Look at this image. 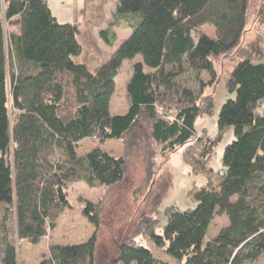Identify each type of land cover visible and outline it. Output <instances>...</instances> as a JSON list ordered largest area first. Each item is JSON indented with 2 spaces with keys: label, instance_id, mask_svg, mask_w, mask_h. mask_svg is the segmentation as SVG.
I'll use <instances>...</instances> for the list:
<instances>
[{
  "label": "trees",
  "instance_id": "trees-1",
  "mask_svg": "<svg viewBox=\"0 0 264 264\" xmlns=\"http://www.w3.org/2000/svg\"><path fill=\"white\" fill-rule=\"evenodd\" d=\"M250 1L118 0L113 19L137 13L140 23L95 67L82 55L80 23L59 22L48 0H0V264H22V240L36 245L55 230L72 207V184H119L134 152L143 155L154 188L142 224L168 258L138 241L141 231L121 241L113 263L246 264L264 254V49L237 55L216 135L196 127L215 111V97L206 95L217 78L215 60L240 49ZM258 16L264 19V6ZM110 27L98 34L113 47L118 36ZM138 55L125 86L127 111L112 114L122 64ZM230 130L221 169H207V183L188 192L196 207H167L162 233L149 228L173 186L171 174L155 177L157 151L188 146L185 162L201 169L200 160L215 154ZM85 139L98 142L78 154ZM107 139L121 140L122 156L103 149ZM83 200L93 234L77 244H51L38 264H96L101 203ZM219 215L228 223L206 240Z\"/></svg>",
  "mask_w": 264,
  "mask_h": 264
},
{
  "label": "rangeland",
  "instance_id": "rangeland-1",
  "mask_svg": "<svg viewBox=\"0 0 264 264\" xmlns=\"http://www.w3.org/2000/svg\"><path fill=\"white\" fill-rule=\"evenodd\" d=\"M70 4L75 6V10L81 15V34L78 39L83 45L82 55L90 65L99 66L102 62L109 60L113 52L131 35L134 25H138L139 15L137 13L124 15L120 18H114L116 11V2L118 0H67ZM101 3V4H100ZM95 10L96 14L93 16L95 6H99ZM250 11L248 13V22L243 34V40L239 46L240 49L223 54L215 60V67L217 78L214 85H211L206 92V95L211 99L215 97V111L212 114H204L198 119V133L202 134L206 130L216 135V123L218 114L223 106V103L229 96L227 92V81L230 77L231 70L235 63V59L239 54H245V51H250L253 46H259L264 49V19L258 16V11L264 6V0H251ZM86 18L90 22L85 23ZM100 15V16H99ZM112 21L117 22L118 25L110 27ZM4 27L10 29V26L4 21ZM96 25L105 26L117 33V40L115 46L111 47L103 41L98 34ZM98 26V27H99ZM202 29L208 34L215 36L212 26L205 25ZM91 30L90 34H88ZM92 37L95 44H89L88 40ZM240 52V53H239ZM142 60L140 55L136 56L134 60L126 59L122 64L120 72L115 80V92L112 96L110 110L112 114H124L127 111L126 98V84L132 72L133 63ZM202 77L209 81L211 76L204 72ZM209 134V133H208ZM210 135V134H209ZM227 139V136L225 137ZM225 139V140H226ZM98 141L85 139L80 143L77 149L78 154H84L95 147ZM222 145V144H221ZM221 145L216 148V153L206 158L201 159L202 165L200 168H193L184 160V152L188 146H183L175 151L163 153L157 151L155 156V174L157 176L171 174L173 176V186L169 188L163 203L159 206V212L154 214L156 221L147 224L149 228H155L159 233H162L163 226L167 222L164 211L167 207H178L181 210L187 208H195L196 204L189 197V190L196 184L205 185L209 179L210 173L207 169H212L209 165H217L222 160L218 154L222 152ZM103 149L110 151L116 157L122 156L124 153V144L119 139H107L102 145ZM130 167L124 180L114 186H101L91 188L84 182H75L70 186L69 198L72 207L65 210V213L58 219L57 227L53 232L38 244H29L26 240L20 243V257L22 264H38L45 256L48 255L49 247L54 243L61 244H77L79 242L87 241L93 234L95 226L88 221L83 215V199H91L95 202L100 201V221L98 245L96 249V264H125L121 262H114L117 256V251L121 245V241L135 232H143L144 237L138 236L137 240L145 243L158 257L162 259L168 258L164 251L156 247L153 242L149 240L148 229L145 225L146 221L142 219L144 215L150 213V196L149 192L154 190L152 182L147 180L146 164H144L143 155L137 157V153L131 156ZM215 169V168H213ZM212 169V170H213ZM219 170V169H217ZM216 170V171H217ZM214 172V171H213ZM165 178V177H163ZM151 209V208H150ZM225 215H219L210 225L209 234L215 236L220 230L221 226L226 222ZM143 229V230H142ZM135 264V263H132ZM246 264H264V254L260 255L257 260L247 262Z\"/></svg>",
  "mask_w": 264,
  "mask_h": 264
},
{
  "label": "crops",
  "instance_id": "crops-1",
  "mask_svg": "<svg viewBox=\"0 0 264 264\" xmlns=\"http://www.w3.org/2000/svg\"><path fill=\"white\" fill-rule=\"evenodd\" d=\"M48 3H50L51 11H52V13L54 14V16L57 18V20L59 22H61V23L71 22V23H78V24L81 23V20H80L81 15H79V12H77L75 10L76 9L75 6L73 7V5L70 4L67 0H48ZM100 4H99V6L98 5L95 6L93 16H95V14H96L95 10L97 8H99V12H101L100 15L102 14V11L100 9V7H101ZM90 20H91V15H90L89 19L86 18V15H85V20H84L85 23H87L88 21L90 22ZM98 26L99 25H96V28L98 29V32H99V30L101 28H104L105 27L104 25L103 26L101 25L99 27ZM197 124H198V120L196 122V127L198 128V125ZM208 133L211 136L213 135V133L210 132V131H208ZM232 140H233V132H232V130H230L227 133V139L221 145L222 152L218 154L219 158H221V155H222V153L224 151L223 148L225 147V145H227V143H229ZM212 166L215 169H213ZM221 166H222L221 165V162H219L215 166H214V164L209 165V167H211L214 171H216L217 169H221ZM227 223H228V220L226 219V222L223 224V226L226 225Z\"/></svg>",
  "mask_w": 264,
  "mask_h": 264
},
{
  "label": "built area",
  "instance_id": "built-area-1",
  "mask_svg": "<svg viewBox=\"0 0 264 264\" xmlns=\"http://www.w3.org/2000/svg\"><path fill=\"white\" fill-rule=\"evenodd\" d=\"M140 245H142V244H140Z\"/></svg>",
  "mask_w": 264,
  "mask_h": 264
}]
</instances>
